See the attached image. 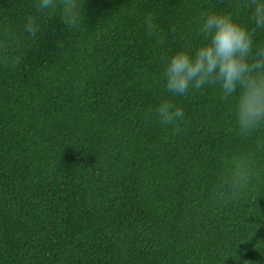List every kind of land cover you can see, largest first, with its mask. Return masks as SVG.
<instances>
[{"label":"trees","instance_id":"trees-1","mask_svg":"<svg viewBox=\"0 0 264 264\" xmlns=\"http://www.w3.org/2000/svg\"><path fill=\"white\" fill-rule=\"evenodd\" d=\"M246 2L83 0L62 49V25L42 17L36 44L13 47L15 68L0 55V264H264V173L247 193L210 196L221 164L251 148L227 107L211 89L175 98V134L142 115L168 95L162 56L196 43L205 11L241 5L248 23ZM32 3L0 0V34L19 32Z\"/></svg>","mask_w":264,"mask_h":264},{"label":"clouds","instance_id":"clouds-1","mask_svg":"<svg viewBox=\"0 0 264 264\" xmlns=\"http://www.w3.org/2000/svg\"><path fill=\"white\" fill-rule=\"evenodd\" d=\"M241 7L201 14L194 28L196 43L169 49L160 60V80L168 95L142 113L145 122H158L175 134L186 122L184 108L174 102L175 98L187 99L211 89L227 107L232 131L250 142L251 148L221 164L210 190V196L217 200L249 192L264 173V0H247L243 5L248 23L238 18ZM32 9L19 32L5 28L0 34V55L11 68L17 63L13 47L22 40L36 44L42 17H55L62 25L61 38L56 41L59 49L65 43L64 33H78L84 26L83 0H33ZM142 26L145 37L161 47V30L152 13L144 14Z\"/></svg>","mask_w":264,"mask_h":264}]
</instances>
